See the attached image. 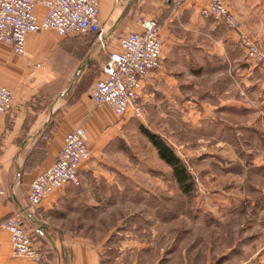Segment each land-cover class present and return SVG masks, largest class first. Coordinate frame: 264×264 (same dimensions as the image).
<instances>
[{"label": "rangeland", "instance_id": "rangeland-1", "mask_svg": "<svg viewBox=\"0 0 264 264\" xmlns=\"http://www.w3.org/2000/svg\"><path fill=\"white\" fill-rule=\"evenodd\" d=\"M132 11L121 22L123 34L137 31L129 27L140 19ZM167 16L160 20L163 54L170 34L199 44L202 54L195 52V75L176 67L179 77L161 82L167 93H148L144 104L141 100V117L132 115L119 129L121 136L106 146V160L128 173L122 176H128L124 192L131 203L110 207L98 223L88 224L97 234L93 241L106 252L100 261L262 264V257L264 264V79L258 71L264 62L248 61L239 33L214 19L199 15L187 28L173 26L168 32L163 29ZM234 16L264 52V35L257 38ZM100 69L90 64L88 81L101 77ZM144 131L173 147L192 175L190 191L181 187Z\"/></svg>", "mask_w": 264, "mask_h": 264}, {"label": "crops", "instance_id": "crops-1", "mask_svg": "<svg viewBox=\"0 0 264 264\" xmlns=\"http://www.w3.org/2000/svg\"><path fill=\"white\" fill-rule=\"evenodd\" d=\"M172 2L100 0L101 25L108 29L106 50L100 49L95 40L87 46L88 39L84 36H62L55 30L30 33L25 55L16 54L10 45L0 42V83L14 94L13 112L0 115V220L27 205L32 181L55 162L67 133L84 125L90 148V158L79 169L81 184H66L54 191L24 221L44 253L43 261L37 263L14 256L10 234L0 231V264H102L100 257L106 252L102 251V244L93 241L95 233L90 232L88 224L98 223L99 216L108 214L110 207L131 203L124 192L128 176H122L128 173L123 167L107 161L105 150L110 142L112 144L121 136L118 131L132 114L127 112L118 117L109 107L98 106L89 94L95 79L84 87L79 85L86 79L90 64L101 67L108 60V51L120 48L121 22L130 9L135 8L132 11L134 19L140 18L130 28L139 30L141 19L160 21L168 14L163 29L169 32V27L193 24L211 0H189L176 14L171 11ZM227 3L242 27L254 31L257 38L262 39L264 0H227ZM44 13L45 9L38 7L40 18ZM170 35V42L165 39L168 51L164 54L162 51L161 67L151 71L142 83L143 104L148 93H167L160 87L161 82L176 80L180 74L177 68L186 69L189 76L196 74L199 60L195 52L198 50L202 54L200 45ZM258 71L264 79V64ZM262 82L264 84V80ZM40 98L48 105L39 110L34 102ZM44 139V159L26 170L27 158L39 149ZM140 168L147 169L146 166ZM259 262L263 264L262 257Z\"/></svg>", "mask_w": 264, "mask_h": 264}, {"label": "built area", "instance_id": "built-area-1", "mask_svg": "<svg viewBox=\"0 0 264 264\" xmlns=\"http://www.w3.org/2000/svg\"><path fill=\"white\" fill-rule=\"evenodd\" d=\"M188 1L173 0L172 13L176 14ZM40 6L45 9L41 18L37 14ZM200 16L237 31L245 58L263 64L264 52L241 29L227 0H211L201 9ZM161 29L159 20L141 19L139 30L125 32L119 38L120 48L108 51V60L101 64V77L89 89L98 106L107 105L116 115L131 112L133 116L141 117L142 83L161 65ZM43 30H55L62 36L95 33L100 49L106 50L108 45L101 25L100 0H0V42L10 45L16 54L25 55L27 36ZM13 104L12 90L0 83V115L8 113ZM89 158L88 133L86 127L80 125L67 133L55 162L32 181L27 205L0 220V231L10 234L14 256L41 261L42 251L24 221L54 191L66 184L80 185L79 169Z\"/></svg>", "mask_w": 264, "mask_h": 264}, {"label": "trees", "instance_id": "trees-1", "mask_svg": "<svg viewBox=\"0 0 264 264\" xmlns=\"http://www.w3.org/2000/svg\"><path fill=\"white\" fill-rule=\"evenodd\" d=\"M76 36H84L85 38H87L88 42H86L85 44L87 46L90 43L94 42V40L96 39L95 33H87L85 35H76ZM99 68L101 67L99 66ZM96 77H98L97 74L96 76L95 75L90 76L89 81H88V78L86 77V79L82 83H80L79 86L84 87L85 85H88V83L94 81V78L96 82V80L98 79V78L96 79ZM34 104H36L37 106L39 105L40 108L36 107L39 110L48 105V103L45 101L44 98L43 99L40 98L39 100L37 99L36 102H34ZM12 112H13V107L10 109V111L7 114H10ZM144 132L149 138V140L156 147L160 158L173 168L176 179L180 183L181 187L187 192L190 191L193 187L192 175L189 173L184 162L178 157L173 147L169 145L168 143H166L162 138H160L156 134L148 132V131H144ZM45 144H46V139L42 140L39 144V149L35 151L34 153H32L27 158L26 163H25L26 170L31 169L35 165H39L42 162V160L45 157V152H44Z\"/></svg>", "mask_w": 264, "mask_h": 264}]
</instances>
